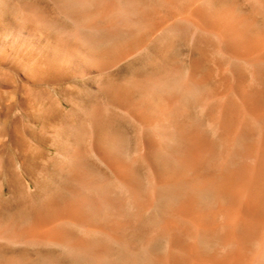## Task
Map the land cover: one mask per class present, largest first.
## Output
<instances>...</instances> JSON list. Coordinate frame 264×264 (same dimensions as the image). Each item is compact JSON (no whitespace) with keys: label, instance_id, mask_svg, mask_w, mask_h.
Listing matches in <instances>:
<instances>
[{"label":"rangeland","instance_id":"1","mask_svg":"<svg viewBox=\"0 0 264 264\" xmlns=\"http://www.w3.org/2000/svg\"><path fill=\"white\" fill-rule=\"evenodd\" d=\"M121 3L0 0V264H264V228L230 222L238 204L264 219V196L225 187L249 172L264 195V50L244 53L264 0H162L156 33ZM171 41L180 64L161 57ZM108 116L123 149L98 130ZM55 220L58 241L30 236Z\"/></svg>","mask_w":264,"mask_h":264},{"label":"bare ground","instance_id":"2","mask_svg":"<svg viewBox=\"0 0 264 264\" xmlns=\"http://www.w3.org/2000/svg\"><path fill=\"white\" fill-rule=\"evenodd\" d=\"M64 1V0H63ZM164 1V0H163ZM168 1V0H167ZM65 4V3H64ZM80 5V4H79ZM116 5V4H115ZM120 7L118 6V8L121 11V14L124 16L123 18H126L127 20H131V22H137L138 25L144 26L145 28H148V30H150L152 33H156V28L157 26H163L164 22H166L167 20V16H165L163 13L166 11L165 9V5L162 4V0H122V3L119 4ZM90 6V5H89ZM143 7L144 11L142 12V14L140 16H136V8L137 7ZM72 7V6H71ZM71 7L67 8L69 10H71ZM85 7V6H84ZM116 7V6H115ZM114 9H118L115 8ZM77 9V7H75ZM198 8V7H197ZM88 9V8H87ZM138 9V8H137ZM74 10V9H73ZM105 10V9H104ZM101 11V10H100ZM73 12V11H72ZM77 12V10L75 11ZM102 12V11H101ZM116 12V11H115ZM114 12V13H115ZM79 13V12H78ZM103 13V12H102ZM113 13V11H112ZM113 13V14H114ZM118 13V11H117ZM80 14V13H79ZM88 14V13H86ZM178 14V13H177ZM116 15V13H115ZM188 15V14H187ZM121 16V15H120ZM178 16V15H177ZM134 18H138L134 19ZM134 19V20H133ZM137 20V21H136ZM87 21V20H86ZM91 21V20H90ZM130 22V21H129ZM78 23V22H77ZM88 24V23H87ZM136 24V23H134ZM84 29L89 32V34L87 35V42L89 44V49H90V53L91 52H95V54L101 53V50H103V48L105 47V45H108V41L106 42L105 38H102L100 35L96 36L95 32L97 33V31H95L98 26H91V25H84L83 26ZM103 27L100 25V28ZM137 28V27H135ZM140 29V27H139ZM158 29V28H157ZM98 30H100L98 28ZM102 31V29H101ZM100 33V31H99ZM241 33V32H240ZM237 34V33H236ZM153 35V34H152ZM155 35V34H154ZM240 35V34H239ZM238 34L234 35V38L237 40L240 38ZM156 36V35H155ZM246 36V35H245ZM154 37V36H153ZM242 37V36H241ZM249 37V36H248ZM229 38V37H228ZM242 39V38H241ZM234 40V39H233ZM244 41V40H243ZM166 42V41H165ZM242 42V40H241ZM244 43V42H242ZM241 43V44H242ZM246 43V42H245ZM246 46H244L245 50V56H247L250 59H256L258 57H260L262 55V52L264 50V31L263 32H259L256 33L253 36H250V38L247 39V44H245ZM236 46V45H235ZM176 45L171 41V43H166L164 45V48H162V53H161V57L164 59H166L168 57L167 52L169 53V51H173V54L171 56V61L173 63H177L180 64L181 62H179V58H178V54L176 52ZM106 48V47H105ZM101 49V50H100ZM175 51H174V50ZM99 50V51H98ZM98 51V52H97ZM104 51V50H103ZM153 57L151 58V65H154L156 67V46L153 48ZM94 54V55H95ZM92 55V54H91ZM180 57V56H179ZM252 59V60H253ZM251 60V61H252ZM181 61V60H180ZM196 63V62H195ZM179 67V66H178ZM182 67V66H181ZM187 67V66H186ZM193 68V67H192ZM190 67V69H192ZM181 70V69H180ZM136 85V84H135ZM141 92V90L139 89V86L136 85L134 86L133 92L131 93V97H132V101H133V105H131L132 108H134L133 110L136 112H140L145 110V106L142 105V98H136V93L137 92ZM139 92V93H140ZM148 92V91H147ZM246 95V94H245ZM243 97V96H242ZM144 99V98H143ZM148 98H145V100H147ZM150 99V98H149ZM149 101V100H148ZM144 106V107H143ZM148 106V105H147ZM127 108V107H126ZM125 108V109H126ZM130 108V107H129ZM130 108V110L132 109ZM128 109V108H127ZM153 109V108H152ZM150 110V109H149ZM147 111V109H146ZM135 112V113H136ZM149 112V111H148ZM134 113V112H133ZM147 113V112H146ZM142 116V113L140 114ZM115 121V117L114 116H108L106 119L104 120H100L98 122V130L101 132V134L103 135L106 143L116 149H123L125 148V141L121 138V136H118L117 134H115L114 132L111 131V125L113 124V122ZM118 121V120H117ZM189 133V132H188ZM175 134V132H174ZM173 134V135H174ZM188 135V134H187ZM176 136V135H175ZM182 136V135H181ZM187 137V136H186ZM127 142V141H126ZM128 143V142H127ZM128 145L126 144V147ZM251 146V145H250ZM253 146V145H252ZM257 146V145H256ZM264 145H262V150L264 151ZM128 148V147H127ZM126 148V149H127ZM259 150V149H258ZM119 151V150H118ZM166 151V150H165ZM164 151V152H165ZM123 152V151H122ZM257 152V151H254ZM264 154V153H263ZM255 155V154H254ZM258 155V154H257ZM263 156V155H262ZM159 158H161V156H159ZM156 159V157H155ZM167 160V159H166ZM247 169V168H246ZM255 169V168H254ZM166 170V169H165ZM254 171V170H253ZM256 173V172H255ZM255 175V174H254ZM255 180V179H254ZM253 180V175L252 173L247 174L246 177L243 178H228L225 182V187L228 191H230L232 194H234L235 196H238V199L242 198H248V202L251 201V204L253 203H258V201L260 199H262L263 192L261 190V187H258L260 185V183L257 186V182L255 180L254 182ZM260 181V180H258ZM263 200V199H262ZM260 202V201H259ZM241 203V202H240ZM259 204V203H258ZM251 206V205H250ZM249 206V207H250ZM253 206H251L252 208ZM260 207V206H259ZM262 207V206H261ZM260 207V208H261ZM251 208H248L246 211H242L241 206L238 204L237 206H235V208L232 211L231 214V219L230 222L232 224H235L237 221L242 220V222L244 223V226L246 231L250 234H257L260 232V230L262 231L264 228V219L261 218L260 216H258L256 214V212L254 210H252ZM54 209V208H53ZM262 212V211H261ZM62 219V218H61ZM41 222V221H40ZM44 222V221H43ZM57 224L58 221H52V223L50 225L49 222L48 224H42V223H38V225H36V227L34 229H32L30 233V236L33 238H42V239H47V240H54V241H58V239H60V235H58L53 229V227L55 228L54 224ZM54 225V226H53ZM20 229V228H19ZM246 232V233H247ZM28 233V234H29ZM249 234V235H250ZM3 235V234H2ZM248 235V234H247ZM3 238V237H2ZM30 238V237H29ZM247 238V237H245ZM41 240V239H40ZM247 241V240H246ZM42 242V241H41ZM51 243V242H50ZM245 244V243H244ZM189 246V244H188ZM194 247V246H193ZM183 253V252H182ZM189 259H185L178 262V264H243L242 260L240 259H236V258H229L226 259L224 261H217V260H209V259H204L202 257H199L198 255H195V253L193 252H189ZM176 262V261H175ZM244 262V261H243Z\"/></svg>","mask_w":264,"mask_h":264}]
</instances>
